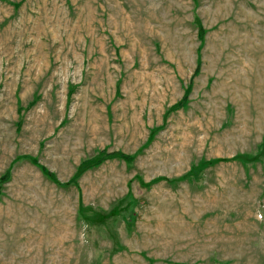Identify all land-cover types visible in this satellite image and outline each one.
<instances>
[{
    "label": "rangeland",
    "instance_id": "obj_1",
    "mask_svg": "<svg viewBox=\"0 0 264 264\" xmlns=\"http://www.w3.org/2000/svg\"><path fill=\"white\" fill-rule=\"evenodd\" d=\"M0 264H264V0H0Z\"/></svg>",
    "mask_w": 264,
    "mask_h": 264
},
{
    "label": "trees",
    "instance_id": "obj_2",
    "mask_svg": "<svg viewBox=\"0 0 264 264\" xmlns=\"http://www.w3.org/2000/svg\"><path fill=\"white\" fill-rule=\"evenodd\" d=\"M245 161H246V159H245ZM84 169H85V167L83 168V171H84Z\"/></svg>",
    "mask_w": 264,
    "mask_h": 264
},
{
    "label": "bare ground",
    "instance_id": "obj_3",
    "mask_svg": "<svg viewBox=\"0 0 264 264\" xmlns=\"http://www.w3.org/2000/svg\"><path fill=\"white\" fill-rule=\"evenodd\" d=\"M235 80V79H234Z\"/></svg>",
    "mask_w": 264,
    "mask_h": 264
}]
</instances>
